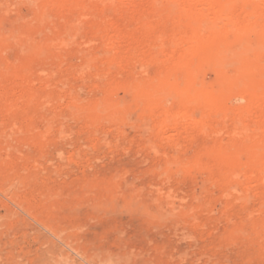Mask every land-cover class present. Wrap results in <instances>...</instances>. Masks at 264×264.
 <instances>
[{"label": "rangeland", "instance_id": "rangeland-1", "mask_svg": "<svg viewBox=\"0 0 264 264\" xmlns=\"http://www.w3.org/2000/svg\"><path fill=\"white\" fill-rule=\"evenodd\" d=\"M40 1L0 0V264H264V171L248 181L242 168L216 166L222 176L190 161L204 157V147L230 148L233 127L248 122L251 132L253 116L211 117L206 133L180 124L159 139L133 116L123 125L86 109L109 85L148 84L165 74L183 48L170 52V18L183 12L172 9V16L163 6L168 17L164 10L153 17L152 0H115L113 8L82 0L75 9L42 11ZM107 40L115 64L106 71ZM33 43L46 45L43 56L26 52ZM205 66L201 82L210 86ZM21 70L26 83L12 78ZM177 70L171 73L181 78ZM166 98L175 111L177 99ZM229 102L244 103L235 96ZM257 135L245 141L264 156V129Z\"/></svg>", "mask_w": 264, "mask_h": 264}, {"label": "bare ground", "instance_id": "bare-ground-1", "mask_svg": "<svg viewBox=\"0 0 264 264\" xmlns=\"http://www.w3.org/2000/svg\"><path fill=\"white\" fill-rule=\"evenodd\" d=\"M28 1H29L28 3H30V1L35 2L39 0H28ZM41 1H43L42 11H45L47 7L48 9H52L53 6L57 7L60 5L68 7L67 9L70 10L72 7H74L75 9L76 6L78 5L80 6V4L82 3V0H41ZM99 1H101V4L103 3L104 7L107 8L115 7V0H98V2ZM152 2L153 3L150 2V4L154 6L153 7L150 6V7L152 8L155 7L153 11L155 15H153V12H151L150 10L152 8L148 9L149 11L147 12H150L149 15H151L152 13L153 17L161 16L162 18L161 13L164 10V7L167 9L170 7L169 14L172 13V16H174L173 12H171L172 9L173 11L175 10L177 11L178 9H180L183 12V13L181 12L182 14L179 17L170 18V20H172L173 23L172 24L173 28H170L172 29V31L170 32V35H168L170 40L164 36L167 40L170 41V43L169 41L168 43L170 44V52H172V54L176 53L175 51L178 44L179 46L183 47L181 48L182 50L181 51L178 50L179 52L178 54L176 53V57L171 61H169L168 65L165 66L167 67V69L164 75L158 78L154 77L155 80L148 84L147 83L143 84L141 82L140 83L132 82L134 84H128L127 82L126 83L127 85L118 86V85H113L111 83L112 85H109V87L105 89L102 97L99 98L96 102L92 103V105L88 106L86 109L90 111L89 113L94 114L96 117L101 115L103 112L110 113L116 118V121L118 120L119 122L123 123V125L126 121L128 122L129 117L133 116V118L131 117V119L137 121L140 124L138 126L144 128L145 130L144 132L150 131L152 135L157 136L159 139L165 138L167 133L169 134L170 131L175 132L180 124H183V126H185L184 127L185 131L187 129L190 130L189 127H192V129L194 127L196 128V130L198 129L199 131L206 133L209 125L211 124L210 123L211 121H209L211 117L215 118L216 120L218 118H221L222 121V118L224 119L230 117L247 118L248 116H253L256 120V127L251 129L252 130L251 132L247 131V128H249L250 126L249 124H247L248 122L246 124L242 123L238 126L233 127L230 148L223 147L220 144L212 145L210 148L204 147L202 150L201 149L199 150L204 151L203 153L206 152V154L208 152L209 155L206 156V159H205L206 154H204V157H202L203 155L201 156L200 154H199L200 156L194 154L196 155L193 158L194 160L193 159L190 160L193 161L191 164H194L192 167H194L195 169L197 167V169L198 170L200 169V172L202 171V173L205 171V169L207 170V168L212 165L215 167L213 171L222 172V176L224 174L225 176L228 174L224 170L220 171L221 168H225L230 171L235 170L234 171L235 173H237L236 169L238 171V169L242 168L243 169L241 170L243 171L242 173L244 174L245 172L244 176H246L247 179L249 178L248 181H250L251 180L250 177L255 171L258 173L264 171V156L258 155V153H256L253 150L250 144L249 145L247 144L249 143V141L247 143L245 141L246 139L252 137L255 140L254 137L257 135L258 131L260 133L261 130L264 129V0H152ZM159 5L162 7L161 9H159L160 8ZM167 9L164 10L165 14L168 13ZM158 13H160L161 15L159 14L160 15L159 16ZM39 17H41V15ZM163 17H168V15L167 14L163 15ZM169 17L171 16L169 15ZM167 20H169V18ZM144 24L147 25L145 22ZM144 27L146 29L150 28L149 26L143 25V28ZM104 29H106V27ZM17 30L18 29L14 26L10 27L9 29L10 33L12 34H17L18 32ZM115 34L116 36L114 37H117L118 40L121 41L122 39H124V37H126V34H122L120 32H116ZM145 34L143 36L146 37ZM251 34L255 35V42H256L255 46L252 45L251 43V40L253 39L251 37ZM5 39H6V35L0 29V41L2 40L3 42V40ZM161 42L163 44V41ZM234 43H238L239 47L238 48L234 47L235 46L233 45ZM157 44L159 47H161L159 51L161 49H164L162 48V46H164L165 44H163L162 46L159 43L152 45L156 47ZM105 45L107 49L105 51L106 64L104 65H106L105 69L107 71L108 68H110L112 65L115 64V58H114L115 56H113V54L111 55L110 50H108L110 46L112 47L113 45L112 40L106 42ZM45 46L46 45L44 44H34V43L33 45L27 44L26 52L30 54H37L38 56L39 55L43 56L42 54L45 53L46 51ZM144 47L148 48L146 45ZM149 48L151 49V46H149ZM139 51H141V47ZM135 53L137 54V52ZM142 53H143V46H142ZM90 54L91 53L89 52V55ZM137 56L140 57L138 54ZM129 57L131 59V56ZM87 60H89L90 62ZM122 60L124 59L122 58ZM86 61L89 63L92 62L89 57L88 59L86 58ZM166 63L167 62L165 61L162 67H164V64ZM205 65L208 66L212 74V79H211L212 81L211 82L209 81L211 83L210 86L206 85L207 83L203 84V82H206L204 81V78L201 82V75L205 77L206 76V75L204 76L205 72H209V70H205V72L203 70L204 74H201L202 68ZM100 66L102 67V65ZM118 66L120 65L118 64L117 67ZM177 69L182 71L181 78L179 76L175 77L171 73V71ZM12 73L13 72L11 71V74ZM7 74L4 76L5 79L7 78ZM13 76L14 77L12 78L15 80L18 79V82L20 80L23 81V83H26V81L24 82L26 76L22 72V70L19 72L17 71ZM7 95L8 94L4 96L8 98ZM1 96L3 95L1 94ZM167 96H169V98L173 97L177 99V101L179 102L177 109L175 106L174 107L175 111L173 112L171 111L173 109L171 108L170 110L169 109L170 107L168 108L167 105H165L166 103H164L166 102L165 100L167 99L166 98ZM233 96H235L236 98H240L241 100L244 101V103L239 105L238 104L230 105L229 100ZM6 97H2V101L5 102ZM4 98L5 100H3ZM170 100H172V98ZM5 103L3 104L5 105ZM8 105L10 106V102ZM8 105L6 106L7 109L9 108ZM4 108L5 107H3V110L6 109ZM214 128L211 129V131L214 130ZM215 130L217 131V129ZM215 130L213 132H216ZM239 137H242V139H240ZM148 145L150 144L148 143ZM232 148L235 151H232L231 150ZM187 161L189 160L186 159L185 163H187ZM189 163L188 165H186L189 166L188 168L185 167L184 165L185 170L190 169L191 166ZM182 165H180L181 168H184ZM216 166L221 167L220 170L216 171L217 170ZM205 175H207V173ZM259 181H264V180L261 179ZM245 182L247 181L245 180Z\"/></svg>", "mask_w": 264, "mask_h": 264}]
</instances>
